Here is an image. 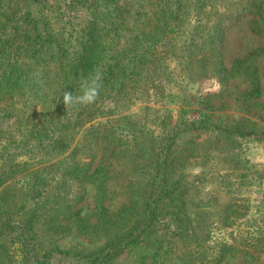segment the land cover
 <instances>
[{
  "label": "rangeland",
  "instance_id": "rangeland-1",
  "mask_svg": "<svg viewBox=\"0 0 264 264\" xmlns=\"http://www.w3.org/2000/svg\"><path fill=\"white\" fill-rule=\"evenodd\" d=\"M26 235L51 264H264V0H0V264Z\"/></svg>",
  "mask_w": 264,
  "mask_h": 264
},
{
  "label": "trees",
  "instance_id": "trees-1",
  "mask_svg": "<svg viewBox=\"0 0 264 264\" xmlns=\"http://www.w3.org/2000/svg\"><path fill=\"white\" fill-rule=\"evenodd\" d=\"M108 1L113 2L114 0H108ZM74 6H76V5H74ZM73 11H76L75 12L76 14H80V16H77V17L72 15V17L74 18V21H75V26H77L80 22H88V25L90 27H93L95 24L94 21H97V18L99 15L97 11L92 12V10H89V8L85 5L84 2L80 3L75 9H73ZM109 19L112 20L111 24L114 25V20H115L114 17L113 18L110 17ZM89 33L90 32L86 33L87 38L89 37ZM251 95L254 97H258L260 95L259 79L256 76L253 77V88L251 90ZM27 238H28L27 235L22 237L23 244H22V248H21V254L23 256L25 263H28V264H51L52 257H48V258H44V259H38L37 253L35 252L33 245L29 244V241ZM58 260L61 262H64V259L61 257L58 258ZM79 262L80 261H76L75 263L79 264Z\"/></svg>",
  "mask_w": 264,
  "mask_h": 264
},
{
  "label": "clouds",
  "instance_id": "clouds-1",
  "mask_svg": "<svg viewBox=\"0 0 264 264\" xmlns=\"http://www.w3.org/2000/svg\"><path fill=\"white\" fill-rule=\"evenodd\" d=\"M102 87V75L93 72L87 76H81L77 84V91H64L58 102L66 107H81L93 104L99 97Z\"/></svg>",
  "mask_w": 264,
  "mask_h": 264
}]
</instances>
